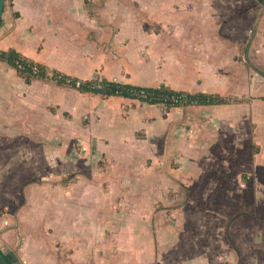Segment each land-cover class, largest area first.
<instances>
[{
    "label": "crops",
    "instance_id": "1",
    "mask_svg": "<svg viewBox=\"0 0 264 264\" xmlns=\"http://www.w3.org/2000/svg\"><path fill=\"white\" fill-rule=\"evenodd\" d=\"M115 1L117 6H113L114 0H6L0 24V50H15L44 65L49 73L57 71L83 80L99 75L132 86L166 85L178 91L244 100L169 109L123 96L81 92L52 78L27 83L15 69L0 62V139L9 135L16 141H34L42 133L34 128L41 121L43 126H53L51 133L44 134L47 139L62 140L65 128L67 136L75 128L80 137L76 134L69 138L81 143L85 160L95 155L108 162L106 168L119 167L127 174H161L165 178L177 175L186 181L193 175L192 168L203 159L201 152L205 150L199 143L200 137L216 136L223 141L227 138V151L235 148L237 139L229 136L247 123L239 121V125L229 116L232 108L242 109L251 99L243 89L247 88L249 61L256 63L255 75L251 74L255 76L256 90L251 97L264 102V82H261L264 80V2ZM232 77L239 82L240 89L235 92L226 85ZM212 118L216 122L210 121ZM19 124L26 129L5 133L6 128ZM120 125L125 126L123 132L118 129ZM147 138L149 145L142 144ZM176 141L182 152L174 157L169 151L177 150L178 147L170 148V143ZM135 142H138L136 149L145 157L140 163L133 161L138 152L131 148ZM162 143L164 147H160ZM56 153L47 160L54 164L63 160L62 170L68 172L78 170L80 175L74 183L64 185L49 180L24 188L26 178L19 182L14 176L18 165L11 174L0 164V204L4 205L3 197L8 196L15 202L12 204H18L20 199L13 197L18 191L23 196L22 208L16 214L19 229L9 227L0 234L6 242L12 236L15 239L14 250L0 242L3 252L14 254V264H92L88 258L89 242L94 240L98 244L105 239L104 232L116 230L111 225L112 216V219L109 216L86 219L67 204L74 195L81 202L82 195L88 199L87 190L85 194H76L79 177L88 176L79 171L86 162L71 160L70 153ZM5 155L8 153L0 149V156ZM229 155L230 151L227 158ZM35 158L39 164L40 156ZM97 167H100L98 163ZM62 170L54 169L51 174L57 177ZM150 184L151 191H157L151 180ZM125 187L129 193L136 188L126 183ZM52 188L55 195L50 193ZM105 189L110 190L111 185ZM41 191L45 192L42 203ZM63 198V202L59 201Z\"/></svg>",
    "mask_w": 264,
    "mask_h": 264
},
{
    "label": "rangeland",
    "instance_id": "2",
    "mask_svg": "<svg viewBox=\"0 0 264 264\" xmlns=\"http://www.w3.org/2000/svg\"><path fill=\"white\" fill-rule=\"evenodd\" d=\"M113 6H117V1L114 0ZM255 65L249 61L247 88L243 87L250 93L246 95L251 98L249 104H243L242 109L232 108L229 116L230 120L247 123L248 130L240 122V130H233L229 137L233 136L237 142L233 144L235 148L229 149V158L227 138L223 141L216 136L200 137L199 143L205 150L201 152L203 159L192 168L193 175L186 181L177 175L165 178L161 174H127L119 167L106 168L108 162L95 155L91 157L92 160H85L81 143L70 139L76 134L79 136L75 128H71V136L65 134V128L62 140L47 139L44 134L51 133L53 126H43L42 121L34 127L42 131L34 141H16L9 135L0 139V149L8 153L0 156V164L8 168L11 174L18 165L14 176L19 182L26 178L23 183L25 188L49 180L64 185L76 181L80 175L78 170L68 172L62 170L63 160H59V164L47 160L57 151L60 154L70 153L71 160L75 162L84 159L86 164L79 171L83 170L88 176L79 177L76 194H85L84 190H87L88 199L82 195L81 202L74 195L67 204L86 219L112 216L111 225L116 228L104 232L105 239L98 244H94V240L89 242L91 249L88 258L92 264H264V102L251 97L256 90L253 87L255 76L251 75H255ZM227 82L230 91L240 89L239 82L234 81L233 77ZM133 100L150 105L140 99ZM20 129L26 127L20 124L8 127L5 133ZM118 129L123 132L125 126L120 125ZM65 137L68 140H64ZM137 144H131V148L136 149ZM142 144L149 145V139L142 141ZM178 144V141L170 143V148L178 147L176 151L171 148V156H180L182 148ZM159 145L165 146L164 143ZM136 150L138 152L133 161L140 163L145 157L143 152ZM35 157L39 159V164L35 162ZM97 163L100 167L96 168ZM60 167L62 171L57 177L51 174ZM150 180L157 191H151ZM125 183L135 185L132 193L127 190L128 186L123 189ZM104 185H111V189H105ZM53 190L50 189V193L55 195ZM44 193L41 191L39 194L40 203L45 200ZM129 194L136 197H129ZM9 197H3L5 204H0V234L4 229L15 227L16 214L22 208L23 196L19 191L13 196L20 199L18 204H12L15 202ZM118 204L120 206L115 208ZM129 205V209L125 210V206ZM88 208L93 210L89 211ZM59 214L61 216L62 213L58 211ZM67 215L70 214L67 212ZM7 237L10 238V235ZM4 239V236L0 237V242H4L2 246H10L14 250V237L7 242Z\"/></svg>",
    "mask_w": 264,
    "mask_h": 264
},
{
    "label": "trees",
    "instance_id": "3",
    "mask_svg": "<svg viewBox=\"0 0 264 264\" xmlns=\"http://www.w3.org/2000/svg\"><path fill=\"white\" fill-rule=\"evenodd\" d=\"M264 2V0H259ZM1 24V20H0ZM0 62L7 63L17 71V74L24 78L27 83L33 80H47L52 78L60 85L69 86L81 92L100 94L103 97L123 96L130 99H140L151 105L160 104L167 108H177L190 105H222L228 103H239L244 100L233 96H223L210 93H191L188 91H178L166 85H161L156 88H147L140 86H132L130 84L119 83L115 80H107L95 75L90 80H83L62 74L57 71L49 70L42 64L35 63L23 56L15 50L3 51L0 50ZM81 81V85L77 86V82ZM101 85L98 87V85ZM144 92V94H142ZM186 95L183 101L173 100V96ZM6 258L11 264H14L16 258L14 254H6Z\"/></svg>",
    "mask_w": 264,
    "mask_h": 264
},
{
    "label": "water",
    "instance_id": "4",
    "mask_svg": "<svg viewBox=\"0 0 264 264\" xmlns=\"http://www.w3.org/2000/svg\"><path fill=\"white\" fill-rule=\"evenodd\" d=\"M6 0H0V20L2 18L4 8H5ZM16 217V216H15ZM16 219V218H15ZM16 230L19 229L18 221L16 220V225L14 227ZM0 264H11L9 260L6 258V253L0 248Z\"/></svg>",
    "mask_w": 264,
    "mask_h": 264
},
{
    "label": "built area",
    "instance_id": "5",
    "mask_svg": "<svg viewBox=\"0 0 264 264\" xmlns=\"http://www.w3.org/2000/svg\"><path fill=\"white\" fill-rule=\"evenodd\" d=\"M81 85V81H78L77 82V86H80ZM101 85L99 84L98 87H100ZM142 94H144V92H142ZM173 100L175 101H183L186 99V95L185 94H182L181 96H173L172 97Z\"/></svg>",
    "mask_w": 264,
    "mask_h": 264
}]
</instances>
